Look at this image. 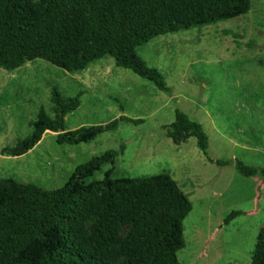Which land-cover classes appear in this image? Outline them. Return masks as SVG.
Listing matches in <instances>:
<instances>
[{
  "label": "rangeland",
  "instance_id": "374dc122",
  "mask_svg": "<svg viewBox=\"0 0 264 264\" xmlns=\"http://www.w3.org/2000/svg\"><path fill=\"white\" fill-rule=\"evenodd\" d=\"M136 52L159 70L170 92L117 67L109 55L76 72L43 59L14 70L0 68V149L30 133L29 122L40 107L53 117L52 86L63 97L81 92L80 105L65 115L66 130L103 124L122 114L144 119L73 145L56 143V133L46 131L23 155L0 154V177L56 189L78 165L124 145L113 164L102 165L85 183L102 179L109 168L112 177L166 172L192 204L183 219L180 264H248L264 223V175L246 177L233 164L217 166L194 137L174 144L162 125L172 122L174 110L180 109L203 126L212 159L264 166V0H251L248 13L233 19L155 36ZM232 210L243 213L224 224ZM96 221L94 215L83 221L89 239ZM127 230V223H117V261L129 256L121 243Z\"/></svg>",
  "mask_w": 264,
  "mask_h": 264
},
{
  "label": "trees",
  "instance_id": "16d2710c",
  "mask_svg": "<svg viewBox=\"0 0 264 264\" xmlns=\"http://www.w3.org/2000/svg\"><path fill=\"white\" fill-rule=\"evenodd\" d=\"M250 5L251 0H0V68L14 70L43 59L76 72L109 55L117 67L170 92L162 74L137 54V47L158 35L236 18L248 13ZM80 96L63 97L52 86L53 117L40 107L29 122L30 133L3 146L0 154L23 155L46 131L56 133V143L73 145L90 142L121 123L144 122L122 114L103 124L66 130L65 115L80 105ZM162 129L174 144L194 137L198 149L217 166L233 164L246 177L264 175V166L237 158L212 159L203 126L180 109ZM123 149L121 145L91 157L56 189L0 177V264H180L183 219L192 204L168 173L112 177L109 168L102 179L85 183L102 165L113 164ZM242 213L232 210L224 224ZM89 215L97 217L91 239L83 227ZM120 221L128 225L121 242L129 253L124 261L115 259ZM248 264H264V223Z\"/></svg>",
  "mask_w": 264,
  "mask_h": 264
},
{
  "label": "water",
  "instance_id": "95a60500",
  "mask_svg": "<svg viewBox=\"0 0 264 264\" xmlns=\"http://www.w3.org/2000/svg\"><path fill=\"white\" fill-rule=\"evenodd\" d=\"M62 129H60V131H61Z\"/></svg>",
  "mask_w": 264,
  "mask_h": 264
}]
</instances>
